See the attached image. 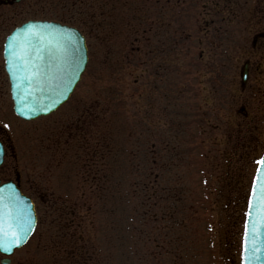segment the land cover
<instances>
[{"label":"rangeland","instance_id":"obj_1","mask_svg":"<svg viewBox=\"0 0 264 264\" xmlns=\"http://www.w3.org/2000/svg\"><path fill=\"white\" fill-rule=\"evenodd\" d=\"M2 1L0 128L38 219L12 264H242L264 151V75L241 81L243 0ZM162 5L168 34L149 33ZM27 19L78 27L89 62L66 103L25 121L2 45ZM61 220L72 235L53 245Z\"/></svg>","mask_w":264,"mask_h":264},{"label":"snow or ice","instance_id":"obj_2","mask_svg":"<svg viewBox=\"0 0 264 264\" xmlns=\"http://www.w3.org/2000/svg\"><path fill=\"white\" fill-rule=\"evenodd\" d=\"M70 41L71 37L59 25L27 23L8 38L7 64L13 77H22L30 86L34 84L42 91L45 88L58 90L65 74L64 65L69 64ZM54 82H57L55 89ZM59 94L63 95V91ZM253 162L257 167L247 197L242 264H264V256L261 255L264 253V155ZM6 188L9 190L7 193L0 189V252L12 253L24 242L34 225L31 213L24 210L14 186L9 184Z\"/></svg>","mask_w":264,"mask_h":264},{"label":"flooded vegetation","instance_id":"obj_3","mask_svg":"<svg viewBox=\"0 0 264 264\" xmlns=\"http://www.w3.org/2000/svg\"><path fill=\"white\" fill-rule=\"evenodd\" d=\"M242 3H245V6L247 7V10L245 12L243 11V15L245 16L242 20V23H243L242 36L246 34V36L244 37V43L242 45V54L249 55L247 56V58H245V61L248 63L250 75L253 71H257L258 75L263 76L264 75V70L262 69L263 66L261 65V63L255 65L250 56L261 55L262 56L261 61L264 60V0H243ZM259 3L261 5L259 6V10H257ZM167 10H168V7L162 5V10L159 13V17L156 16L153 19L152 26L149 27V33L150 31H153V33H157L158 31L161 30L163 34L164 33L168 34L169 19H168ZM251 13L252 15H250ZM166 14H167V19H166ZM229 14H232V12L230 11ZM229 19L230 21H232V16ZM3 69H4V63H3ZM4 72L6 74V79L8 83V93L10 96V91H9L10 82H9L5 69H4ZM10 100H11V97H10ZM4 137H8V134L4 128H0V149L3 150L1 152L2 162L0 163V183H4L7 181H13L17 185V188L23 192L22 190L23 185H22V182L20 181V178L17 176L12 177L13 169H8L9 163L7 160H8V155L10 153L9 151L10 145H9V142ZM37 224H38V219H37L35 229L37 227ZM71 229H72L71 226L70 227L66 226L65 224H63V221L61 220L60 228L56 232L53 245H63V243L60 240L64 241L65 239L71 238V235H72ZM61 231H64V234H59ZM33 233L29 236L28 240L23 245H21L16 250H14L12 254L6 255L0 252V264H9V261H10V264H12L14 254L17 252V250H19L24 245H26V243L29 241V239L33 235ZM24 258H26V256L23 257V259ZM22 261L24 260L19 259L17 261V264H21Z\"/></svg>","mask_w":264,"mask_h":264},{"label":"water","instance_id":"obj_4","mask_svg":"<svg viewBox=\"0 0 264 264\" xmlns=\"http://www.w3.org/2000/svg\"><path fill=\"white\" fill-rule=\"evenodd\" d=\"M19 1V0H16ZM27 23H36V24H56L61 26L62 30L71 37L69 42V64L64 65L65 74L63 75L62 82H59V89L49 91L45 88L43 91L38 88L36 85H29L26 80H23L20 77V74H17L18 78H14L11 70L9 69L12 80H13V96L15 98V107L17 111L24 117L34 118L43 113H49L56 109L61 103H63L73 91L76 83L78 82L82 71L85 68L87 61V47L85 44V39L81 35L78 29L71 27L65 24H61L55 21H29ZM27 23L23 24L21 27H18L14 33L24 27ZM13 33V34H14ZM8 43V42H7ZM6 43V46H7ZM6 56L8 58V52L6 51ZM9 68V67H8ZM74 69V72H73ZM57 82L53 83V88L55 89ZM60 91H63V95H60ZM18 93L20 98L18 99ZM37 109L33 111V109ZM47 109L42 110V109ZM32 209V208H31ZM26 212L31 213L30 208L26 206L24 209ZM33 210V209H32ZM264 256V253H261Z\"/></svg>","mask_w":264,"mask_h":264}]
</instances>
